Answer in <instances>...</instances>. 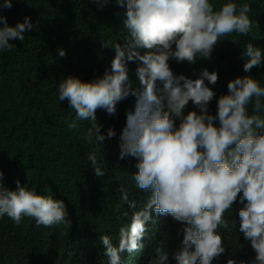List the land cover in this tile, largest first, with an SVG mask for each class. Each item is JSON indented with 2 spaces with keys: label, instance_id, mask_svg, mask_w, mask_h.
Listing matches in <instances>:
<instances>
[{
  "label": "clouds",
  "instance_id": "1",
  "mask_svg": "<svg viewBox=\"0 0 264 264\" xmlns=\"http://www.w3.org/2000/svg\"><path fill=\"white\" fill-rule=\"evenodd\" d=\"M91 2L103 8L112 0ZM115 3L126 9L127 35L123 44L104 42L115 53L110 69L91 81L68 76L59 83L58 96L75 112L69 129H76L77 121L92 122L85 136L88 144H102L116 135L113 128L102 134L98 109L112 116L119 102L135 98L119 135V158L136 159L132 178L145 200L137 210V201L121 185V200L133 210L130 222L97 238L99 253L89 264H169V258L177 264H218L216 258H223L225 246L238 234L250 241L257 264H264V116L259 115L264 87L251 75L230 80L213 115L208 105L216 93L208 84L216 85L218 73L203 69L199 78L190 79L174 74L169 63L210 60L222 38L247 36L252 29L250 5L232 0L218 8L210 0ZM12 4L0 3V51L13 50L10 41L23 42L25 31L33 28L29 17L8 24L3 12ZM242 55L247 57L246 73L264 63V53L252 43ZM137 61L140 87L133 88L128 65ZM189 102L199 111L185 114ZM87 156L95 175H104L96 153ZM3 178L0 170V218L7 216L17 225L24 217L34 218L37 226L71 224L63 200L37 194L19 180L9 190ZM170 220L176 224L168 227ZM227 264L236 261L229 258Z\"/></svg>",
  "mask_w": 264,
  "mask_h": 264
},
{
  "label": "trees",
  "instance_id": "2",
  "mask_svg": "<svg viewBox=\"0 0 264 264\" xmlns=\"http://www.w3.org/2000/svg\"><path fill=\"white\" fill-rule=\"evenodd\" d=\"M210 2L218 8L228 0ZM232 2L248 3L251 7L248 15L252 29L247 36L233 33L222 38L210 60L198 58L192 65L169 62L174 74L190 79L199 78L203 69L218 73L216 85L205 81L216 93L208 105L213 115L219 97L228 92L230 80L251 75L264 87V63L246 73L243 65L247 57L242 55L248 43L264 53V0ZM125 10L115 0L103 8L91 0H13L12 8L3 12L10 26L23 22L25 17L33 24L30 31H25L23 42L12 40L13 50L0 51L3 185L15 190L19 180L37 194L63 200L71 224L37 226L34 218L24 217L17 225L7 216L0 218V264H89L99 253L97 238L130 222L133 210L121 200V185L129 191V198L137 201V210L144 204L143 191L136 188L132 178L137 171L136 159L119 158V135L126 113L134 109L135 98L129 96L119 102L112 116L98 109L96 122L101 125L102 134L113 128L116 135L102 144H88L85 136L92 122L77 121L78 127L69 129L75 112L67 100L60 101L58 96L59 83L68 76L91 81L110 69L115 53L104 42L124 43ZM61 49L65 52L63 57L59 55ZM138 64L128 65L133 88L140 87L135 72ZM190 110L199 111L189 102L185 114ZM251 111L249 106L250 114ZM259 115L264 116V109ZM179 122L177 119V126ZM91 152L96 153L98 165L104 170L100 177L88 160ZM174 224L170 220L168 227ZM225 248L223 258H216L218 264H227L229 258L236 264H257L256 253L244 235H236ZM169 264L177 262L169 258Z\"/></svg>",
  "mask_w": 264,
  "mask_h": 264
}]
</instances>
